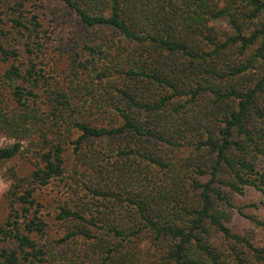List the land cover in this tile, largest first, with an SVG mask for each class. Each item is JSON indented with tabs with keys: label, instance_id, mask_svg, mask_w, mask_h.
Masks as SVG:
<instances>
[{
	"label": "trees",
	"instance_id": "obj_1",
	"mask_svg": "<svg viewBox=\"0 0 264 264\" xmlns=\"http://www.w3.org/2000/svg\"><path fill=\"white\" fill-rule=\"evenodd\" d=\"M56 2L0 0V264H264V0Z\"/></svg>",
	"mask_w": 264,
	"mask_h": 264
},
{
	"label": "rangeland",
	"instance_id": "obj_2",
	"mask_svg": "<svg viewBox=\"0 0 264 264\" xmlns=\"http://www.w3.org/2000/svg\"><path fill=\"white\" fill-rule=\"evenodd\" d=\"M32 4H40L41 12H46L45 21L48 17H51L52 14L50 10H56L58 8V3L56 0H29ZM44 21V22H45ZM68 25L70 23L68 22ZM69 30L68 28H64V31ZM45 55H49L47 62L51 64L52 69L55 73H58L64 67V59L65 56L61 57L60 54L54 51L48 50ZM13 142V139L9 138L8 136L4 135L0 131V146L8 145ZM262 167V165H261ZM8 168H13L17 174L19 175H26L31 171V163L27 156H16L12 160L0 162V223L4 220L6 213H7V192L11 182L10 173ZM41 193V192H40ZM236 204L243 206L248 201L253 200L259 204L260 196L256 191L253 189L247 190L244 195L235 198ZM246 212L253 213L254 215L264 218V205H259L258 209H243ZM232 227L235 230H241L242 228H248V225L241 220H235V216L232 221ZM254 230V238L255 241L258 243H264V229L253 228Z\"/></svg>",
	"mask_w": 264,
	"mask_h": 264
}]
</instances>
